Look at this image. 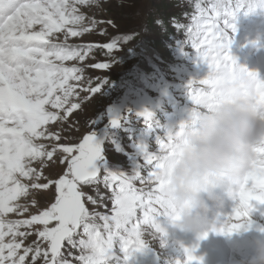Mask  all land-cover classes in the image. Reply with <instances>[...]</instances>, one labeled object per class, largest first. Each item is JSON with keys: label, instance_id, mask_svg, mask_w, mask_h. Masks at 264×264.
<instances>
[{"label": "snow or ice", "instance_id": "obj_1", "mask_svg": "<svg viewBox=\"0 0 264 264\" xmlns=\"http://www.w3.org/2000/svg\"><path fill=\"white\" fill-rule=\"evenodd\" d=\"M80 6L102 10L103 2L0 0V264H108L116 249L128 264L144 252L145 234L162 231L156 219L170 209V162L185 147L184 122L175 133L156 137L155 152L143 143L136 144L141 167L131 175L115 174L98 164L102 150L93 135L87 133L79 143L65 144L59 133L48 127L66 120L80 107L69 99L77 94L69 81H80L84 69L66 67L64 62H83L94 48L110 55L132 37L115 36L98 45L70 43V38L104 23L86 17ZM194 7L190 24L172 21L178 32H184L197 66L207 69L203 79L189 80L187 85L191 126L195 127L201 110L238 96H250L264 109V79L236 64L230 55L236 15L242 10L247 15L257 7L264 9V0H209L207 6L197 0ZM156 23L162 30L167 27L163 20ZM109 66L91 65L105 70ZM101 87L83 90L95 94ZM130 115L112 119L111 126L126 123ZM135 117L142 119L147 131L153 130L152 112L144 109ZM253 152L248 170L234 182L236 204L219 228L225 235L247 230L254 206L264 205V143L256 145ZM54 156L64 166V173L58 179H48L44 169ZM209 182L204 177L192 186L196 190ZM99 183L111 191L110 214L90 211L78 188ZM51 187L54 199L38 205L32 192ZM87 200L97 203L91 196ZM193 252L185 249L186 264H199Z\"/></svg>", "mask_w": 264, "mask_h": 264}, {"label": "rangeland", "instance_id": "obj_2", "mask_svg": "<svg viewBox=\"0 0 264 264\" xmlns=\"http://www.w3.org/2000/svg\"><path fill=\"white\" fill-rule=\"evenodd\" d=\"M102 2V10L80 6V11L86 17L104 23H97L92 31L70 38L69 42L98 45L110 42V39L115 36L132 35V37L110 55H106V50L94 48L83 62L78 60L64 62L66 67L76 66L84 69L80 81H69L77 93L69 99L71 102L78 103L80 107L69 113L66 120L55 122V125H48V127L51 131L59 133L60 142L65 144L78 143L84 133H93L95 140L102 145V160L98 161V164L104 163L105 166L102 168L112 173L131 175L134 170H140L141 167L142 156L135 147L136 144L143 143L148 151L155 152L158 150L157 136L163 137L167 132L175 133L179 130L180 124L189 119L191 102L187 94L188 82L203 79L206 70L200 69L203 65L197 66L194 50L189 43H185L186 38L183 31L178 32L172 26V22H164L167 27L163 30L156 23L157 20H162L163 13L159 9L168 4L173 12L182 14L181 22H185L186 25L190 24V19L185 16L188 3L184 0H102ZM109 20L113 23H106ZM146 22L149 24L147 27H145ZM121 31L124 32L123 35ZM146 55L154 61H166V65L149 75L143 72L148 73L151 69L137 71L136 66L146 65ZM252 57H254L255 64H261V54L259 57ZM95 63H110V66L106 70L96 69L91 67ZM181 65H186L188 72L184 69L173 70ZM196 69L198 73L194 74ZM260 78L264 79V76ZM97 85L102 86L99 93L93 94L83 90ZM111 109L113 112L111 114L114 116L115 114L118 117L131 114L129 120L113 128L109 115ZM144 109L153 114L152 131H147L142 119L135 117V113ZM102 129H104V136L99 142V132L103 131ZM63 173L64 166L59 164L56 156L48 162V166L44 169V176L48 179H58ZM103 175V172L99 174L101 181ZM229 186L232 187L233 184L230 183ZM78 188L84 193L82 199L90 211L95 209L97 212L110 214L111 191L103 183L78 185ZM215 193L219 194L218 191ZM54 195V187L49 190L32 192V198L37 200L38 205H45L54 199ZM88 196L95 199L97 203L95 205L89 203ZM221 199L220 196L219 200ZM233 204L231 212L236 200ZM263 216L264 206L256 204L249 219L253 221L258 218V224L264 230ZM165 223H168L167 220L160 217L158 225L162 231L157 232L158 238H155V230L154 235H144L146 248L140 255L139 264H148L147 260L151 264H186L178 259L180 255L176 253L183 248L181 237L186 232L174 228L171 224L164 228L162 225ZM215 223V220L212 222L209 219V226L206 228L208 233V229H214ZM166 230L172 232L176 242L169 239L170 234ZM245 235L248 236V229H242L224 237L225 244H229L232 252L231 256L235 255L236 259L238 255L236 261L233 260L231 264H243L254 251V242H247ZM189 236L196 239L194 233H190ZM210 236L213 240H217L218 235L210 234ZM222 236H224L223 233ZM174 243L177 250L172 246ZM181 259H186V257ZM108 264H125L119 249L115 250ZM128 264L137 263L128 262Z\"/></svg>", "mask_w": 264, "mask_h": 264}, {"label": "clouds", "instance_id": "obj_3", "mask_svg": "<svg viewBox=\"0 0 264 264\" xmlns=\"http://www.w3.org/2000/svg\"><path fill=\"white\" fill-rule=\"evenodd\" d=\"M184 123L185 147L170 162L168 176L170 223L199 233L209 226L210 202L219 201L213 191L217 178L234 183L248 170L254 147L264 143V109L252 97L238 96L201 110L195 127L189 119ZM204 177L210 182L194 190L193 183ZM243 264H264V238L254 241V251Z\"/></svg>", "mask_w": 264, "mask_h": 264}, {"label": "bare ground", "instance_id": "obj_4", "mask_svg": "<svg viewBox=\"0 0 264 264\" xmlns=\"http://www.w3.org/2000/svg\"><path fill=\"white\" fill-rule=\"evenodd\" d=\"M110 112V123L111 120L116 118V115H112ZM108 122V121H107ZM109 123V122H108ZM109 125V124H107ZM110 127V126H109ZM103 131L100 130L99 132V142L102 141V138L104 136L103 132L104 129H102ZM80 141V140H79ZM79 143V142H78ZM102 147V145H100ZM102 149V148H101ZM229 182L226 181V178L221 176L219 178H217V180L214 183V187H213V191H218V193L220 194V196L222 197L221 200H219L218 202H210V210L208 212V219L212 220V222L215 220H218V226L220 227L230 216L231 209L228 206L229 202H227V197L229 196H233L236 187L234 188H230L229 186ZM232 185V184H231ZM235 203V201H234ZM234 205V204H232ZM264 206V205H263ZM216 207L219 208L222 212V214H218L217 212L213 213L212 212V208ZM171 216V215H169ZM264 218V216H263ZM165 219V218H163ZM166 220V219H165ZM251 221V220H250ZM259 219H255L253 221H251V226L248 228V234L249 237L248 239L246 238L245 240L247 242H254L257 238H264V230L260 227V225L258 224ZM196 236V239L191 238L190 236L185 237V241H186V245L188 247V249H194L193 255L195 257L198 258L199 264H228L227 260L232 261L238 258V255L235 259V255L232 256L230 255V257L227 259V248L224 246L222 247L217 240H213L210 236V234L207 232L206 229H204L203 231L199 232V233H194ZM225 236V234H224ZM159 234L157 232H155V238H158ZM214 243V244H213ZM152 250V249H151ZM154 251L152 250V254ZM141 253H137L136 256L128 261V262H132V263H137L139 264V262L141 261L140 258ZM182 257H186L185 252H183L181 254ZM199 257L202 258V260H199ZM146 263L151 264L148 262V260L146 261ZM192 264H196V262H192Z\"/></svg>", "mask_w": 264, "mask_h": 264}, {"label": "trees", "instance_id": "obj_5", "mask_svg": "<svg viewBox=\"0 0 264 264\" xmlns=\"http://www.w3.org/2000/svg\"><path fill=\"white\" fill-rule=\"evenodd\" d=\"M121 1H123V0H121ZM128 3H129V1H128ZM162 4H164V3H162ZM122 5V4H121ZM129 5V4H128ZM127 6V5H126ZM125 7V6H124ZM170 6L168 5V4H166V5H164L162 8H160L159 9V11H162V13H163V15H162V20L164 21V22H172L173 20H175V21H177V22H179L180 20H181V18H182V14L181 13H179V12H173V10H171V8H169ZM121 10H123V9H121ZM121 14V12L119 11V15ZM169 20H168V19ZM147 26H149V24L146 22V24H145V27H147ZM121 34L123 35L124 34V32H122L121 31ZM158 43V42H157ZM146 56H148V55H146Z\"/></svg>", "mask_w": 264, "mask_h": 264}, {"label": "water", "instance_id": "obj_6", "mask_svg": "<svg viewBox=\"0 0 264 264\" xmlns=\"http://www.w3.org/2000/svg\"><path fill=\"white\" fill-rule=\"evenodd\" d=\"M85 134H87V133H85ZM85 134H84V135H85ZM88 134H90V135H93V136H94V134H92V133H88ZM101 165H102V164H101Z\"/></svg>", "mask_w": 264, "mask_h": 264}]
</instances>
